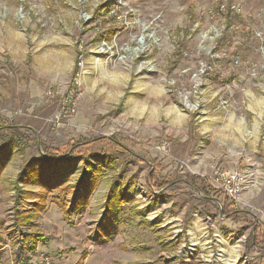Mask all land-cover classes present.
<instances>
[{
  "label": "rangeland",
  "instance_id": "374dc122",
  "mask_svg": "<svg viewBox=\"0 0 264 264\" xmlns=\"http://www.w3.org/2000/svg\"><path fill=\"white\" fill-rule=\"evenodd\" d=\"M218 1L122 0L132 9L119 8L127 21H153L160 43L149 53L151 71L132 61L110 62L91 52L102 39L117 36L119 46L138 32V24L123 29L125 23L109 13H119L117 0H26L24 17L23 2L0 0V133L7 134L3 127L14 125L20 133L19 145L13 144L18 149L4 168L12 164L15 171L21 169L31 159L42 156L44 147L64 153L82 142L91 143L84 148L87 153L94 156L102 152L105 161H110L106 166L91 161L92 169L99 171L91 170L86 176L84 187L88 184L91 194L88 199L77 195L79 203L75 207L73 192L82 175L81 162L71 165L70 175L60 176L53 198L69 208L70 217L67 220L60 212L47 214L52 225L42 231L53 234L45 236L46 244H37L39 251L18 250V233L13 227L18 200L1 201L0 264H42V256H48L52 264H77L81 255L85 256L82 264H264V148L261 154L253 137V146L247 144L240 151L247 156V165L240 161L233 164L225 155L227 147H223V153L203 159L207 152L203 153L202 147L206 145L196 133L199 118L207 109L205 95L213 84L222 88L212 100L217 113L226 112L217 109L219 99H229V110L234 111L240 98L234 81L240 69L256 65V75L248 74L249 82L263 84L264 62L253 30L264 32V0H231L240 7L241 14L224 18L239 27L218 41L225 57L220 68L208 76L203 114L188 112L170 85L174 83L175 89L189 87L190 75L205 53L200 49L204 40L199 33L221 19L210 17ZM103 5H109L108 14L97 12ZM83 13L90 18L81 21ZM26 30L45 36L57 34L59 40L55 43L66 39L74 47L75 53H63L65 60L67 55H74L71 71H64L60 64L51 77L56 83L47 82L48 75L38 77L34 68L39 72L40 63L24 57ZM79 43L83 45L87 72L82 88L74 91L70 80L76 73ZM239 47H247V53H233ZM50 52L48 46L44 53ZM49 63L44 61V68ZM185 70L187 76H181ZM76 93V112L67 116L61 102ZM252 117L248 133L254 135L259 130L262 144L264 112ZM108 137L136 156L108 143ZM205 142L207 150L211 144L219 149L211 141ZM260 161L262 169L255 170ZM235 171L247 175L237 200L227 197L217 182L219 174ZM114 180L119 187L112 194ZM67 185L71 194L63 198L60 191ZM124 192V203L117 204L118 193ZM30 217L27 227H37L31 221L36 218Z\"/></svg>",
  "mask_w": 264,
  "mask_h": 264
},
{
  "label": "crops",
  "instance_id": "0c3cea01",
  "mask_svg": "<svg viewBox=\"0 0 264 264\" xmlns=\"http://www.w3.org/2000/svg\"><path fill=\"white\" fill-rule=\"evenodd\" d=\"M58 38L59 37L57 34L54 36H45L39 35L38 33L35 34L30 30L28 33L26 30L23 34L24 57H29L30 61L36 62V64L38 62L40 63L41 66H39V72L36 71L35 68L34 71L37 76L38 74H41L43 78L48 75L49 78H46V81L49 83L54 81L51 77L53 76L54 72H58L60 64L62 65V69L64 71L66 70L70 72L71 67L74 63V55L71 58L69 54V56L67 55L66 60L63 59V53H75L74 47L71 45L70 41L66 39L62 41L63 43H55L57 42L56 40H59ZM226 38H224L223 40H225ZM48 46L52 48V52L44 53V51L47 50ZM256 47L254 48L255 53H257ZM54 48H57V50H53ZM234 50L235 52L233 53H247L248 51L247 47L234 48ZM243 57L244 55H242V58ZM48 60H50L51 62L49 63V65L51 66V69L49 70L47 68L50 66L46 65V68H44L43 65L44 61H46V63L48 64ZM248 69L249 68L247 67L245 69H240L241 71L236 72L237 80H233L234 85L239 86L238 88H236V90L240 97L239 99H237L238 101L235 102L234 111L228 110L223 113H217V110H214V104L212 103V100L218 94L219 90L222 89L220 85L217 86L216 84H213L214 86H211V88L207 91L205 95L207 109L204 113L205 115L199 118L196 132L202 145H206V147H202L203 153L207 152L204 156H202L203 159L208 158L209 155L217 156L223 153V147H227L228 153L225 152V155L229 157L230 161L233 164H235L236 161H240V163H242L243 165H247L249 160L247 156H242L240 151L241 149L244 151L245 145L247 144L253 146V141L251 140L253 137L255 140H257L255 144L256 146H258L260 153L262 154L261 148H264V143H260V132L259 130H257L254 135L252 133H248L250 128H248V123H250V120L253 119L252 116H260V114L264 112V88L262 90V87H264V82L263 84L250 83V78L248 77ZM34 81L36 82L37 79H34ZM208 140L214 143V145L216 144L219 149H215L213 144H211V148L207 150L208 143L205 141ZM220 147H222V149ZM16 149L18 148L12 147L11 149L7 150L6 153L12 155L14 153V150ZM225 155L224 157L226 158ZM260 163H258V165L256 164L255 170L262 169L263 162L260 161ZM259 165L260 167H257ZM16 169L18 170L15 171V166L9 164L4 168L3 174L0 175V203L1 201L11 203L13 201H16L17 199L19 204L17 210L20 213L29 214L30 216H32V218H36L34 221H31L35 222L37 224V227H27V229L44 236L53 234L45 233L44 231H42V228L45 229L48 225H52V222L49 220L47 214L50 215L51 213H53L55 215H59V212L62 214V211L52 201L53 196H55V191L47 192L43 190L38 186L37 180L34 178L26 181L25 183H17V176L23 169V167L21 169ZM259 173H256L258 175V178ZM7 175H11V178H7ZM16 191L18 192V195H16ZM70 194L71 192L68 195ZM75 201H77V206V204L79 203V199H75ZM38 207L44 209L40 211V208L38 209ZM37 215L38 217H36ZM36 249L39 251L40 244L37 245Z\"/></svg>",
  "mask_w": 264,
  "mask_h": 264
},
{
  "label": "built area",
  "instance_id": "2783aa9c",
  "mask_svg": "<svg viewBox=\"0 0 264 264\" xmlns=\"http://www.w3.org/2000/svg\"><path fill=\"white\" fill-rule=\"evenodd\" d=\"M23 2V17H24V6L26 0H19ZM116 7L118 8L119 13L115 10H110V14L114 16L117 21H122L125 23L124 28L127 29L132 27L135 24L139 25V30L137 33L131 34L130 41L126 43H119V46L116 44L117 36L112 40L102 39L98 43L94 44L92 48V53L101 55L105 57L106 60L113 62H127L132 61L136 63L142 69H147L153 71L152 60L149 59V53L152 52L157 46H159L160 40L155 36V27L153 26V21L142 23L139 18H133L130 21H127L126 16L119 10L120 7L130 10L132 9L128 6L127 3L122 2V0H117ZM20 11H22V5H20ZM134 12V11H133ZM230 15H240L241 9L239 6L229 3L227 0H221V3L215 10L210 11V17H218L220 21H216L209 25L208 29L204 33H199L203 41V47L200 49L205 50L204 57L202 60H198L196 70L190 75V85L188 88H177L175 89L174 83L170 84L173 86V90L176 92L182 106L190 113L197 112L198 114H203L205 111V104L203 102V92L207 89L209 85L208 76L214 70L220 68V62L225 57V54L219 50L218 43L221 38L227 33H231L232 30H236L239 25L235 23H228L227 19L224 18L226 14ZM134 13H132L133 15ZM136 17V16H135ZM90 18L88 13H83L80 16L81 21H86ZM217 19V20H219ZM198 25H195L196 28ZM210 35V36H209ZM254 38H257L259 43L258 52L261 56L262 61L264 62V32L261 30L253 31ZM209 36V37H208ZM209 38V40L207 38ZM219 41V42H218ZM119 48V49H118ZM118 49V51H116ZM78 55L76 58L75 70L76 73L72 80H70V86L74 91H79L84 84V75L87 72L85 67V57L83 51L82 43L78 45ZM152 61V62H151ZM146 62V63H144ZM238 61L235 60V64ZM145 69V70H146ZM258 67L252 64L248 69V74L251 77H254ZM188 71L185 70L181 73V76H187ZM207 80V82H206ZM52 95L51 92L48 93ZM79 95L76 93L73 96H70L69 99L61 102L64 113L67 116H72L77 109V100ZM232 108V104L229 102V99H219L217 109L222 111H228ZM60 116V114H59ZM59 117L56 116L58 121ZM217 182L220 183L225 195L231 199L237 200L242 193V189L247 182V175L245 173L239 172H229L221 173L217 178ZM42 264H52L51 259L48 256L41 257Z\"/></svg>",
  "mask_w": 264,
  "mask_h": 264
},
{
  "label": "trees",
  "instance_id": "16d2710c",
  "mask_svg": "<svg viewBox=\"0 0 264 264\" xmlns=\"http://www.w3.org/2000/svg\"><path fill=\"white\" fill-rule=\"evenodd\" d=\"M229 3L231 0H227ZM221 3V0H219L215 6L217 8L219 4ZM109 5H103L101 7H98L97 12L104 14H108ZM229 14L227 13L225 17H228ZM179 48V47H178ZM183 48V45H182ZM3 128H6L8 131L7 134L0 133V141L2 142L0 146V173L3 171L4 164H6L9 161L10 154L6 153L7 150L14 147L13 144L19 145L18 143V135L20 134L18 129L19 127L14 126H5ZM2 128V129H3ZM1 129V128H0ZM104 140V139H103ZM108 143L113 142V145H115L116 148L121 149L122 152L129 154L131 156H136L130 149H128L125 146H122L120 143H118L113 138H107ZM90 142H82L78 143L72 147H70L67 151L64 153H60L59 150H52L49 148L44 147L43 148V154L39 158L31 159L29 163L25 164L23 169L20 171V173L17 176V183H25L26 181L30 179H36L38 186L41 187L43 190L47 192H53L57 191L59 186L58 183L61 182V175L69 174L71 173V165L75 166L77 162H81V171L82 175L81 178L78 181V185L76 187V191L74 190L73 195L74 198L78 195L84 196L88 199L89 195L91 194V188L88 189V184L84 187V183L87 182L86 176L88 174H91L92 172H98L99 169H92L91 161L95 160L94 164L100 163L103 165H108L110 161H105L107 159L106 156L103 155L102 152H98L97 155H91L90 153H87V151L84 149L86 145H90ZM111 144V143H110ZM89 147V146H86ZM15 148V147H14ZM87 153V154H86ZM61 165H63V168H61ZM70 177V176H69ZM111 190L110 193L114 194V190L117 192V188L119 187L118 181L114 180L112 185L110 186ZM70 187L67 185L64 189H62L60 192L63 196V198H66L70 192ZM83 192V194H81ZM119 199L117 200V204H123L124 203V196L126 195L124 193H118ZM78 198V197H77ZM75 198V199H77ZM74 199V200H75ZM53 203L62 211L63 216L65 219L69 220L70 210L68 207L65 206V204L61 203L60 201H56L55 198H52ZM77 202V201H76ZM76 203L74 204V206ZM30 215L20 213L19 211H15L14 214V223L13 227L18 233V250H23V248L30 252H35L36 246L38 243H44L46 242V238L44 235L36 234L34 232H28L27 226L30 225ZM79 261L77 264H82L85 260V256H80ZM19 264V263H17Z\"/></svg>",
  "mask_w": 264,
  "mask_h": 264
}]
</instances>
